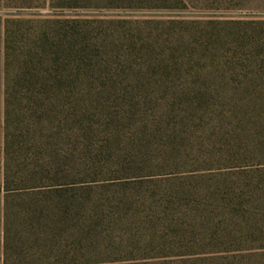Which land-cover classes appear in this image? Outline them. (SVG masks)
Instances as JSON below:
<instances>
[{
  "label": "rangeland",
  "instance_id": "374dc122",
  "mask_svg": "<svg viewBox=\"0 0 264 264\" xmlns=\"http://www.w3.org/2000/svg\"><path fill=\"white\" fill-rule=\"evenodd\" d=\"M44 16L83 19L89 43L74 98L82 123L64 128L69 102L49 114L44 139L46 178L74 179L64 196L49 195L51 248L32 246L34 231L18 224L27 197L3 188L6 20ZM263 23L264 0L0 5V264L6 240L12 252L54 262L63 221L78 264H264V63L248 42L234 41Z\"/></svg>",
  "mask_w": 264,
  "mask_h": 264
},
{
  "label": "trees",
  "instance_id": "16d2710c",
  "mask_svg": "<svg viewBox=\"0 0 264 264\" xmlns=\"http://www.w3.org/2000/svg\"><path fill=\"white\" fill-rule=\"evenodd\" d=\"M185 0H0V5L7 8H51L54 11L69 9H89L123 6L148 8H177ZM86 22L79 18L67 17H11L5 25V170L4 190L14 195L27 197L19 203L25 211L26 218L18 222L19 226H27L33 230L32 246L47 248L48 244V208L49 195L60 193L64 196L73 186L74 179L67 176L58 182L46 178L45 154L48 146L45 138L51 125V112L56 113L58 107H66L70 102V112L64 114V128L73 131L82 123L74 98L79 95L86 71L89 43L85 31ZM264 24V23H263ZM251 37L237 34V43L248 42L264 63V30H254ZM250 38V39H249ZM251 51V52H252ZM256 58V57H254ZM67 102V103H64ZM54 117V116H53ZM19 150L29 155L10 154ZM48 198V200H46ZM70 200L64 204V217L68 218L71 207ZM69 222L63 221L56 231L57 247L62 254L49 261L50 257L31 254L25 250L12 252L6 240L4 264H78L79 257L72 253V247L66 239ZM14 223L5 220L7 235ZM46 233L45 237L43 234ZM7 239V238H6ZM44 243L39 244L40 240ZM10 245V246H9ZM24 246L25 244L19 243ZM70 245V246H69ZM72 248H74L72 250ZM63 251H65L63 253ZM68 252V253H67ZM61 254V255H60Z\"/></svg>",
  "mask_w": 264,
  "mask_h": 264
}]
</instances>
